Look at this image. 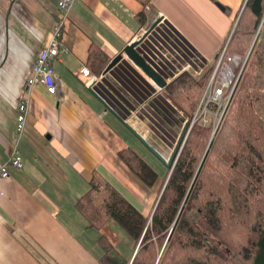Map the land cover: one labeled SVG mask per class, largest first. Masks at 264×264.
Masks as SVG:
<instances>
[{"label":"crops","instance_id":"1","mask_svg":"<svg viewBox=\"0 0 264 264\" xmlns=\"http://www.w3.org/2000/svg\"><path fill=\"white\" fill-rule=\"evenodd\" d=\"M57 1L0 0V166L15 142L19 100L29 99L18 144L23 166L7 165L8 177H0V264H100V252L90 249V230L75 207L94 170L142 214L151 213L157 192L117 155L132 146L126 124L166 155L183 116L165 86L158 88L126 57L105 68L160 17L136 45L138 53L166 84L182 71H204L244 3L152 0L143 7L138 0H74L61 35L68 52L52 61L56 90L49 94L41 84L26 88V81L51 36ZM141 10L148 19L145 27L136 19ZM91 44L109 59L100 71L102 58L88 61ZM82 66L99 76L92 88L78 75Z\"/></svg>","mask_w":264,"mask_h":264},{"label":"trees","instance_id":"2","mask_svg":"<svg viewBox=\"0 0 264 264\" xmlns=\"http://www.w3.org/2000/svg\"><path fill=\"white\" fill-rule=\"evenodd\" d=\"M138 1L146 7L152 0ZM136 19L147 25L144 10ZM233 26L227 52L249 55L213 137L210 127L194 124L182 143L188 124L161 177L132 148L117 152L157 192L152 215L96 170L76 199L86 228L101 230L113 220L127 236L125 252L105 233L95 238L100 264H264V0H244ZM102 55L90 45L88 61L102 58L98 71L109 61ZM214 62L198 76L182 71L164 87L183 114L193 115Z\"/></svg>","mask_w":264,"mask_h":264},{"label":"built area","instance_id":"3","mask_svg":"<svg viewBox=\"0 0 264 264\" xmlns=\"http://www.w3.org/2000/svg\"><path fill=\"white\" fill-rule=\"evenodd\" d=\"M73 2L74 0L57 1L59 14L56 23L53 26L49 41L42 47L36 56L31 75L26 81V88L41 84L45 87L47 93L53 94L55 92L56 82L52 61L68 52L67 47L61 40V35L62 28L68 19ZM233 28L234 26L230 30V34L216 56L211 75L204 87L193 115L190 119L185 118L184 120L183 125L185 123L186 125L189 124V129L195 123L211 126V134L213 136L230 104L234 90L249 55V51L244 55L235 52H227V46ZM185 69H187V67ZM191 73L198 76L202 71H194ZM78 75L82 78L83 83L89 88H92V86L99 80V76L92 73L87 66L80 67L78 69ZM28 101V97H22L17 105L15 142L12 146L7 162L0 166V177L2 178L8 177L9 175L6 168L7 165H12L16 168H21L23 166V160L18 149V144L20 137L24 133L27 122ZM180 114L184 117L182 111H180ZM162 156L167 160L165 154H162Z\"/></svg>","mask_w":264,"mask_h":264},{"label":"rangeland","instance_id":"4","mask_svg":"<svg viewBox=\"0 0 264 264\" xmlns=\"http://www.w3.org/2000/svg\"><path fill=\"white\" fill-rule=\"evenodd\" d=\"M229 34H230V32H229ZM174 104H176V103H174ZM176 106H177V108H179L180 111L182 110L177 104H176ZM183 115L185 118L190 119L189 116H187L185 114H183ZM224 115H225V113H224ZM131 122L133 123V120ZM195 124H199V123H195ZM182 126H183V123H182L180 128H182ZM201 126L210 127V130L212 131L211 126H207V125H201ZM190 129H189V125H188L182 143L185 141V138L187 137ZM126 130L129 133V134L127 133L126 138L130 142V144L132 145L131 146L132 149L134 148L135 150H137V152L140 154V156H142L145 160L149 161L150 164L153 165V167L157 170L160 177L164 176L165 172L167 171L166 165L144 143H142L127 127H126ZM211 131H210L209 139L211 137H213L211 134ZM175 142L173 143V145H171V149L169 150V152L166 153L167 158L169 157V154H170L171 150L173 149ZM159 195H158V197H159ZM88 230H90V231H88V243H89L90 249L94 250V251H92L93 253L98 254L100 252V249L97 247L96 242H95V238L93 236L94 233L96 234L97 232L107 234V236L116 244L117 248L119 250H121L122 252H125V249L127 247V236H126L125 232L113 220L109 221L106 224V226L101 230H98L96 228H88ZM82 238L84 239L83 235H82Z\"/></svg>","mask_w":264,"mask_h":264},{"label":"water","instance_id":"5","mask_svg":"<svg viewBox=\"0 0 264 264\" xmlns=\"http://www.w3.org/2000/svg\"><path fill=\"white\" fill-rule=\"evenodd\" d=\"M160 17H157L156 19H154V21L144 30L143 34L136 40L132 41L131 43H129L128 45L124 46L121 51L116 54L111 61L108 63V65L105 68V71L109 70L116 62H118L122 56L126 57L130 62H132V64L138 69L140 70L148 79H150L158 88H162L164 86H166V81L164 80V78L150 65V63H148L145 58L138 53V51L135 49L136 45L139 43V41H141L146 34L154 28V26L157 24V22H159ZM126 126L129 128V130L142 142L144 143L165 165L166 167H169L176 149V146L178 144V142L181 139V136L186 128V123L183 125L178 139L171 151V153L169 154V157L167 158V160L164 159V157L162 156V154L155 149L142 135H140L134 128H132L131 126H129L128 124H126ZM172 167L170 168L171 171ZM169 171V173H170ZM161 195V193H160ZM159 195V196H160ZM159 198V197H158ZM158 201V199H157ZM157 203V202H156ZM153 212V210H152ZM152 215V213H151ZM150 215V217H151Z\"/></svg>","mask_w":264,"mask_h":264}]
</instances>
